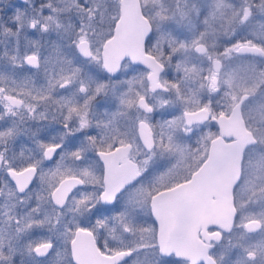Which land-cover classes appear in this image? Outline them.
I'll use <instances>...</instances> for the list:
<instances>
[{"label": "snow or ice", "instance_id": "1", "mask_svg": "<svg viewBox=\"0 0 264 264\" xmlns=\"http://www.w3.org/2000/svg\"><path fill=\"white\" fill-rule=\"evenodd\" d=\"M0 264H264V0H0Z\"/></svg>", "mask_w": 264, "mask_h": 264}]
</instances>
